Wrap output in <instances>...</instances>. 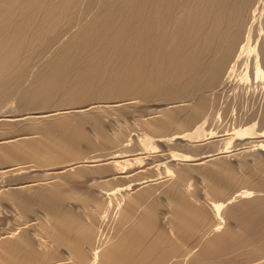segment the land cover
Instances as JSON below:
<instances>
[{
  "label": "bare ground",
  "instance_id": "6f19581e",
  "mask_svg": "<svg viewBox=\"0 0 264 264\" xmlns=\"http://www.w3.org/2000/svg\"><path fill=\"white\" fill-rule=\"evenodd\" d=\"M250 49L261 0H0V264H264Z\"/></svg>",
  "mask_w": 264,
  "mask_h": 264
},
{
  "label": "rangeland",
  "instance_id": "374dc122",
  "mask_svg": "<svg viewBox=\"0 0 264 264\" xmlns=\"http://www.w3.org/2000/svg\"><path fill=\"white\" fill-rule=\"evenodd\" d=\"M262 2L264 1V0H261ZM258 36V34H257V31H255V34H254V41L252 40V46H256L257 44L259 45V43H261V40H259V37H257ZM257 37V38H256ZM257 39V40H256ZM256 40V41H255ZM258 40H259V43H258ZM253 42H254V44H253ZM261 73H263V74H261ZM239 78L244 82V86H245V89H248V87H250V91H249V93L250 94H252L253 92L255 93L256 91V95H257V93L259 92V90H264V70L263 71H261L260 72V66H259V64L257 63V60L254 58V56H253V51L250 49L249 50V53H248V59H247V62H246V65H245V67H244V69L241 71V73H240V76H239ZM233 82H234V80H233ZM238 84V82L237 81H235V83H234V85H237ZM231 86V85H230ZM233 86V85H232ZM227 88L229 89L230 88V91L229 90H227ZM226 89H223L222 88V90H221V95L223 94V97H221L220 96V98L221 99H219V102L221 103V105H223V103H224V105L223 106H225V102H227V101H225V100H228V102H230L232 99H230L231 97H232V94H234V91H236V92H239L240 90H242L241 88L239 89H237L236 90V88L237 87H235V86H233V88L232 87H227ZM232 89V90H231ZM233 89H235V90H233ZM252 89V90H251ZM255 89V90H254ZM229 91V92H228ZM223 92H225V94L223 93ZM226 92H228V93H226ZM230 92H232V93H230ZM252 92V93H251ZM253 93V94H254ZM260 93V92H259ZM230 94V95H229ZM252 94V95H253ZM227 95V96H226ZM229 95V96H228ZM231 96V97H230ZM225 97H229V99H226ZM222 98L224 99L225 98V100H223L222 101ZM222 101V102H221ZM225 101V102H224ZM232 117V113L230 112V114H228V115H226V116H224V118L222 117V121H220L219 123L222 125V127H221V125H220V127L222 128V129H224L225 128V126L227 127V128H229L230 130H232L231 128H234V126H235V130H237L239 127L238 126H242L243 127V129L245 128V129H247V128H249V125H251V124H249L248 122H246V124H245V122H242V123H236L234 126L233 125H229V124H233V122H232V120H230L229 121V119ZM223 120H224V122H223ZM228 120V121H227ZM226 121V122H225ZM223 122V123H222ZM228 122H230L229 124H228ZM223 124H225V126H224V128H223ZM227 124H228V126H227ZM245 124V125H244ZM249 124V125H248ZM231 126V127H230ZM233 126V127H232ZM236 126L238 127V128H236ZM247 126V127H246ZM252 126V125H251ZM215 127V126H214ZM233 129V130H234ZM219 130H221V129H219ZM233 130L232 131H230L229 133H231V132H233ZM146 141H148V151L150 152V153H153V151H157V150H164V147H162L159 143H158V141H156L157 139H154V140H152L151 138H147V139H145ZM256 143V142H255ZM254 143V144H255ZM258 143V142H257ZM256 143V144H257ZM260 143L261 142H259L257 145H258V147H259V145H260ZM262 143H264V142H262ZM255 144V145H256ZM256 145V146H257ZM231 146H233V144H231ZM264 145L262 144V147H263ZM175 146H173V148H174ZM257 147V148H258ZM261 146H260V148H262ZM167 149V148H166ZM179 149V148H178ZM232 149V148H231ZM262 150H263V148H262ZM170 151H171V149H170ZM170 151H166V152H170ZM172 151H177V150H173L172 149ZM9 224H7V227H12V226H14V222H12V220L11 221H9L8 222Z\"/></svg>",
  "mask_w": 264,
  "mask_h": 264
}]
</instances>
